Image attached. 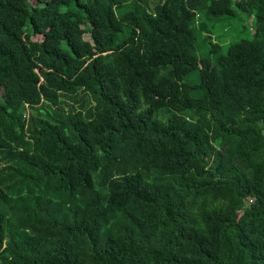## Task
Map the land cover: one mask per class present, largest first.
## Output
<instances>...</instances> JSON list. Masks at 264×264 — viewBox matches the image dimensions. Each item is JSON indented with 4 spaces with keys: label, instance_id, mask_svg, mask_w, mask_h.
<instances>
[{
    "label": "trees",
    "instance_id": "1",
    "mask_svg": "<svg viewBox=\"0 0 264 264\" xmlns=\"http://www.w3.org/2000/svg\"><path fill=\"white\" fill-rule=\"evenodd\" d=\"M0 264H264V0H0Z\"/></svg>",
    "mask_w": 264,
    "mask_h": 264
},
{
    "label": "rangeland",
    "instance_id": "2",
    "mask_svg": "<svg viewBox=\"0 0 264 264\" xmlns=\"http://www.w3.org/2000/svg\"><path fill=\"white\" fill-rule=\"evenodd\" d=\"M32 1H33V3L36 2V0H32ZM251 1L252 0H250V2ZM253 27H254V17H252V18L244 17V19L242 18L241 20L239 19L237 21L230 22V26L227 28V30H224V27L221 26L218 32L227 36L229 41H234V40H238L242 37L249 36L250 35L249 29H252ZM246 28L248 30H246ZM85 38L89 39V36L86 35ZM225 48L226 49L228 48V44L225 45ZM200 51L203 54V51H204L203 46H201Z\"/></svg>",
    "mask_w": 264,
    "mask_h": 264
}]
</instances>
